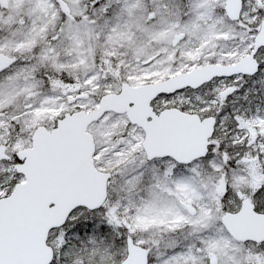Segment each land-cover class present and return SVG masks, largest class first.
<instances>
[{
  "label": "snow or ice",
  "instance_id": "snow-or-ice-1",
  "mask_svg": "<svg viewBox=\"0 0 264 264\" xmlns=\"http://www.w3.org/2000/svg\"><path fill=\"white\" fill-rule=\"evenodd\" d=\"M0 264H264V0H0Z\"/></svg>",
  "mask_w": 264,
  "mask_h": 264
}]
</instances>
